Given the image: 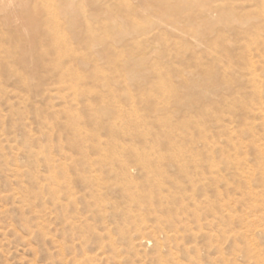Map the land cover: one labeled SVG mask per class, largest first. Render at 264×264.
Listing matches in <instances>:
<instances>
[{
	"label": "rangeland",
	"instance_id": "374dc122",
	"mask_svg": "<svg viewBox=\"0 0 264 264\" xmlns=\"http://www.w3.org/2000/svg\"><path fill=\"white\" fill-rule=\"evenodd\" d=\"M71 1L59 36L0 28V264H227L181 204L214 161L264 204V0H137L125 36Z\"/></svg>",
	"mask_w": 264,
	"mask_h": 264
},
{
	"label": "bare ground",
	"instance_id": "6f19581e",
	"mask_svg": "<svg viewBox=\"0 0 264 264\" xmlns=\"http://www.w3.org/2000/svg\"><path fill=\"white\" fill-rule=\"evenodd\" d=\"M71 2H73V0ZM95 2H96L95 0H81L80 11L76 10L77 11V12L75 11L76 14L78 16L81 15V13L84 12L83 8L85 5L87 6L90 3L95 4ZM136 2L137 0H104L103 5L104 4L107 5V8L105 5L106 16H104V18L107 17L106 20L108 19L112 24L110 26V30H111L110 32H114L118 30L119 32L117 33H119L121 36L123 35L125 36L131 32L130 31L131 28L129 27L133 22L135 24V17H137L136 14L139 13L140 11L139 8L142 9L141 7L138 8V6H135L137 5ZM213 2L214 1H212V3ZM144 10L146 12V8ZM144 10H143V14H144ZM70 12H72V10H70ZM70 12L67 8L63 7V5L60 4V0H0V22H1L0 28L1 27L4 28V26H12L11 31H13V33L20 34V33L41 32L51 36H59L62 33H64L66 30L65 28H67V27L63 28L61 22L67 15L68 16L70 15ZM91 14L93 15V13ZM101 17L100 19H102ZM141 23L145 24V22H141ZM95 24L97 23L95 22ZM116 25H118V28ZM92 26L90 23H88L85 26L87 29L84 30L90 32L92 30ZM133 33L135 34V32ZM121 36L118 37L121 38ZM223 152H225V149L223 150ZM214 162L209 163L208 175H210V177L206 178L202 174L200 180H198L200 181L201 184H203L202 188L200 189V193H198L196 196L194 195V197H192L191 202H188L187 201L188 199H184L182 201L181 214L183 217L181 219V225H182L183 233L186 234L188 232L189 229L188 217L191 216L193 217L194 222L197 223L200 222L201 224L202 222H204L203 224L205 226H201L203 229L206 228V230H208L209 232L211 233L213 232L217 234L215 241L213 240L214 238L212 237V235L209 234L210 235V236L208 235L209 242L206 245L208 246L209 250H213L214 254L219 257L217 259L218 262L222 261L224 263L231 264L230 262L231 259L230 261H228L227 260L228 258L227 259L225 258V255L227 253L225 252L224 246L229 245L232 249L233 254L239 253V257L243 258L245 262L249 264H264V245H260L258 242H257L258 244L257 243L254 244L253 243L254 239L251 238L255 234H264V230H261L259 228L260 226H258L259 221L253 219L257 215L258 211H262V207L264 205L261 202L262 200L260 198V194L254 190L253 188L254 186L252 185L253 181L248 182V180H247V184H245L247 186L243 187L242 185H239L237 186V188H235L234 191H236V195H232V191L231 192L229 191L230 189L221 190L219 188L220 185L218 186L217 184L218 183L217 176H214L215 175L214 164L216 163ZM202 170L205 172L204 169ZM234 173L238 174L237 175L238 178L246 179L249 177L248 175L251 174V169L249 167L248 168L240 167V168H236V172ZM262 180L264 182V178ZM202 181L204 182L202 183ZM204 235L205 234H203V236ZM190 240L192 241V239ZM251 261L253 263H251Z\"/></svg>",
	"mask_w": 264,
	"mask_h": 264
}]
</instances>
